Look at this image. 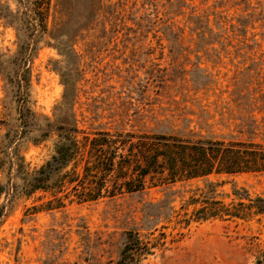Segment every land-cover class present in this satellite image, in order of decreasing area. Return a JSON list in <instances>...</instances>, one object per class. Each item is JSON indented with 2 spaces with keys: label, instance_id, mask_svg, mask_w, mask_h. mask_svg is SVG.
<instances>
[{
  "label": "rangeland",
  "instance_id": "obj_1",
  "mask_svg": "<svg viewBox=\"0 0 264 264\" xmlns=\"http://www.w3.org/2000/svg\"><path fill=\"white\" fill-rule=\"evenodd\" d=\"M22 29L0 15V264H114L130 229L159 240L142 264H264V215L181 222L206 179L58 207L11 167L51 159L62 125L264 146V0H52L45 33ZM210 179L264 197V172ZM163 199L172 217L145 220Z\"/></svg>",
  "mask_w": 264,
  "mask_h": 264
},
{
  "label": "trees",
  "instance_id": "obj_2",
  "mask_svg": "<svg viewBox=\"0 0 264 264\" xmlns=\"http://www.w3.org/2000/svg\"><path fill=\"white\" fill-rule=\"evenodd\" d=\"M51 1L27 0L23 17L9 7L0 9V15L11 26L20 22L22 30L25 33L30 31L29 37H34L45 33L48 28ZM22 74L23 79L18 81L21 88L24 86L22 80L29 86L28 69ZM22 105L24 107V103ZM24 111L21 107L23 114ZM58 128L55 131L59 136L55 153L42 166L31 168L23 159L13 161L12 170L21 179L20 184L14 183L13 186L24 195L49 192L58 201V207H62L64 198L94 202L120 194L138 193L151 186L206 179L204 188L190 196L187 207L182 205L181 209L185 207L186 213L181 222L189 225L192 221L249 219L253 215H264L263 196L252 195L248 189L234 186L233 197L227 201L218 197L217 187L223 181L217 183L210 179L214 175L264 172V146L261 144L181 139L162 133L109 130L86 133L76 126ZM3 165L0 159V170ZM5 193L6 185L0 183V201ZM190 205L194 208L189 214ZM153 208L155 213L151 211ZM174 212L172 201L163 199L151 203L149 209H145L144 217L145 220L170 219ZM158 243L159 240L144 239L138 229H130L114 264H142Z\"/></svg>",
  "mask_w": 264,
  "mask_h": 264
}]
</instances>
